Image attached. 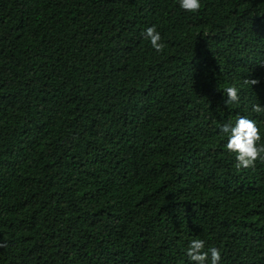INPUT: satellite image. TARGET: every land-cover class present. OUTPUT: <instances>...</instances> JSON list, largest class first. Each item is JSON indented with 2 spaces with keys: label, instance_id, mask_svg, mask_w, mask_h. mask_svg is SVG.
Listing matches in <instances>:
<instances>
[{
  "label": "trees",
  "instance_id": "trees-1",
  "mask_svg": "<svg viewBox=\"0 0 264 264\" xmlns=\"http://www.w3.org/2000/svg\"><path fill=\"white\" fill-rule=\"evenodd\" d=\"M202 4L0 0V264H264V164L220 132L264 133V0Z\"/></svg>",
  "mask_w": 264,
  "mask_h": 264
},
{
  "label": "clouds",
  "instance_id": "clouds-1",
  "mask_svg": "<svg viewBox=\"0 0 264 264\" xmlns=\"http://www.w3.org/2000/svg\"><path fill=\"white\" fill-rule=\"evenodd\" d=\"M178 3L181 9L193 14L199 13L203 8L202 0H178ZM142 36L145 40L150 41L151 47L157 53H164L167 45L163 42L161 33L155 26L148 27ZM258 64L264 67V61L258 62ZM259 83V79L244 78L243 80V85L249 87ZM222 90L227 97L225 103L228 106L240 103V87L232 85ZM252 111L259 116H264V106L260 104H253ZM220 132L227 136L225 147L235 157V169L239 171L254 168L257 162L264 164V133H262L257 120L239 115L234 124L229 122L221 125ZM5 246L4 242H0V248ZM187 256L193 264H220L222 259L219 248L210 247L205 250V241L199 238L191 240Z\"/></svg>",
  "mask_w": 264,
  "mask_h": 264
}]
</instances>
